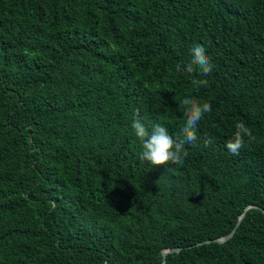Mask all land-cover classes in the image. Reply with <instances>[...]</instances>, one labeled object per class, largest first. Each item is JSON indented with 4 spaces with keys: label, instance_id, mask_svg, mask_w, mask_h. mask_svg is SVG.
Listing matches in <instances>:
<instances>
[{
    "label": "trees",
    "instance_id": "obj_1",
    "mask_svg": "<svg viewBox=\"0 0 264 264\" xmlns=\"http://www.w3.org/2000/svg\"><path fill=\"white\" fill-rule=\"evenodd\" d=\"M195 43L207 76L177 71ZM185 97L212 111L183 164L140 159L137 110L176 137ZM238 122L254 138L233 155ZM171 248L166 264H264V0H0V264Z\"/></svg>",
    "mask_w": 264,
    "mask_h": 264
},
{
    "label": "clouds",
    "instance_id": "obj_2",
    "mask_svg": "<svg viewBox=\"0 0 264 264\" xmlns=\"http://www.w3.org/2000/svg\"><path fill=\"white\" fill-rule=\"evenodd\" d=\"M191 60L183 68L178 65L177 71H187L192 73L197 69L205 76L212 72L213 65L203 44H193L191 50ZM193 84L198 86H207V80L194 79ZM181 104L184 108L185 123L182 128V134L173 137L168 129L161 125L155 124L152 126L151 131L146 127L145 123L139 118L138 110L136 118L131 125L134 130L135 136L142 143V152L140 159L150 162L153 166H161L167 162L175 164H183L184 159L188 153L186 145H193L196 140V126L198 122L206 113L212 111L211 104L208 102L199 103L197 100L190 97H185ZM235 134L226 143V150L233 155H239L240 150L244 147V137L253 139L250 129L244 122L235 124ZM211 140H206L205 144H210Z\"/></svg>",
    "mask_w": 264,
    "mask_h": 264
},
{
    "label": "water",
    "instance_id": "obj_3",
    "mask_svg": "<svg viewBox=\"0 0 264 264\" xmlns=\"http://www.w3.org/2000/svg\"><path fill=\"white\" fill-rule=\"evenodd\" d=\"M250 208H253V206H248V207L243 211L242 215L239 217V219H238V221H237V223H236V226L232 229V231H231L229 234H227L226 236H224V237L221 238V239L213 240L212 242H215V243H216V242H217V243H224V242H226L227 240H229L230 238H232V236L234 235V233H235V231H236V228L238 227L240 221L244 218V216H245V214H246V211H247L248 209H250ZM204 243L209 244L210 241H206V242H204ZM204 243L196 244V246H200V245H202V244H204ZM181 250H182V248L164 249V250L162 251V253H161V255H162V264H166V259H165V258H166V256H167L168 254H171V253H178V252H180Z\"/></svg>",
    "mask_w": 264,
    "mask_h": 264
}]
</instances>
